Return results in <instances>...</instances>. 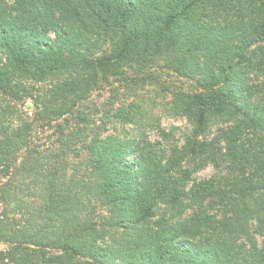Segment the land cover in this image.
Returning a JSON list of instances; mask_svg holds the SVG:
<instances>
[{
  "label": "trees",
  "instance_id": "trees-1",
  "mask_svg": "<svg viewBox=\"0 0 264 264\" xmlns=\"http://www.w3.org/2000/svg\"><path fill=\"white\" fill-rule=\"evenodd\" d=\"M158 58L197 84L170 106L191 134L88 121L109 76ZM0 244V264H264V0H0Z\"/></svg>",
  "mask_w": 264,
  "mask_h": 264
},
{
  "label": "rangeland",
  "instance_id": "rangeland-1",
  "mask_svg": "<svg viewBox=\"0 0 264 264\" xmlns=\"http://www.w3.org/2000/svg\"><path fill=\"white\" fill-rule=\"evenodd\" d=\"M29 84L37 87L36 90H40V92L45 89V85L41 83L31 81ZM197 90L198 87L194 81L180 76L171 68L165 66L163 58H158L143 72L126 69L122 75L109 76L101 87L90 94L83 103L82 109L86 112L88 121L91 124L93 122L99 124L106 120L109 131L115 130V132L128 137H135L139 130L143 129L154 141L169 144L170 142L182 140L192 132V125L185 118L178 117L170 111L173 93L176 91L193 92ZM132 104L141 105L142 109L145 108L144 110L148 113V117L144 119V125L122 123L112 117L118 109H130ZM22 109L26 114L32 116L36 110L33 99H25ZM228 125L229 122L224 119H214L207 136L214 135L218 127ZM161 130L168 133L166 139L161 137ZM45 134H51L49 140L52 142L55 137L54 127L39 128L36 133L38 140L40 137L43 138L42 136ZM189 167L193 170V181L219 176L224 173L223 170H219L211 164L195 168L194 163H191ZM163 210L164 207L160 209V212H163ZM4 247L6 245L0 244V248Z\"/></svg>",
  "mask_w": 264,
  "mask_h": 264
}]
</instances>
